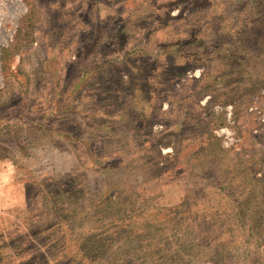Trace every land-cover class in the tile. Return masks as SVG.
<instances>
[{
	"label": "rangeland",
	"instance_id": "obj_1",
	"mask_svg": "<svg viewBox=\"0 0 264 264\" xmlns=\"http://www.w3.org/2000/svg\"><path fill=\"white\" fill-rule=\"evenodd\" d=\"M263 168L264 0H0V264H264Z\"/></svg>",
	"mask_w": 264,
	"mask_h": 264
},
{
	"label": "trees",
	"instance_id": "obj_2",
	"mask_svg": "<svg viewBox=\"0 0 264 264\" xmlns=\"http://www.w3.org/2000/svg\"><path fill=\"white\" fill-rule=\"evenodd\" d=\"M243 184L240 186V200L236 204V210L231 212L229 216H226L227 220L228 222L234 221L230 223V226L235 225L238 221L244 220V225H241L245 227V231H248L249 236H252L254 233L264 234V168L258 177H252L247 182L244 181ZM129 222H131V219H129ZM234 231H236V229L232 227L229 235L233 234ZM129 232H131V230ZM144 232L145 230L143 231V234ZM216 245V250L219 249L220 251H212L210 247H204L206 251H212L213 253V255H211L213 257L211 258L212 261H210V264H212V262L214 264H221V261L224 264V261L226 260V254L223 252V250L225 248L221 243L216 242ZM145 248L146 250L144 252L148 256L153 257V255L156 253L153 249L149 248V245H146ZM166 261L173 260L168 259ZM176 264L180 263L177 262Z\"/></svg>",
	"mask_w": 264,
	"mask_h": 264
}]
</instances>
